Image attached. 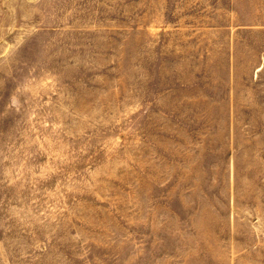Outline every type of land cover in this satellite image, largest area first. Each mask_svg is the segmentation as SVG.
Masks as SVG:
<instances>
[{"label": "rangeland", "instance_id": "374dc122", "mask_svg": "<svg viewBox=\"0 0 264 264\" xmlns=\"http://www.w3.org/2000/svg\"><path fill=\"white\" fill-rule=\"evenodd\" d=\"M249 25L264 0H0V264H264Z\"/></svg>", "mask_w": 264, "mask_h": 264}, {"label": "crops", "instance_id": "0c3cea01", "mask_svg": "<svg viewBox=\"0 0 264 264\" xmlns=\"http://www.w3.org/2000/svg\"><path fill=\"white\" fill-rule=\"evenodd\" d=\"M236 28H264V26H260V25H254V26H236ZM251 59V58H248ZM253 64V61H252ZM263 66H264V57L259 56L258 58V62L256 63V66L254 67L251 77H252V81H253V85L252 86H246L247 88L251 87H264V85H255V81L257 77H260L261 72L263 71Z\"/></svg>", "mask_w": 264, "mask_h": 264}]
</instances>
